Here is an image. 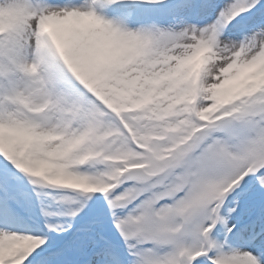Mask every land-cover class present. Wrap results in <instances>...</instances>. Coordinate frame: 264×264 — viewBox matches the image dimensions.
I'll return each mask as SVG.
<instances>
[{
  "label": "snow or ice",
  "instance_id": "obj_1",
  "mask_svg": "<svg viewBox=\"0 0 264 264\" xmlns=\"http://www.w3.org/2000/svg\"><path fill=\"white\" fill-rule=\"evenodd\" d=\"M0 264H264V0H0Z\"/></svg>",
  "mask_w": 264,
  "mask_h": 264
}]
</instances>
